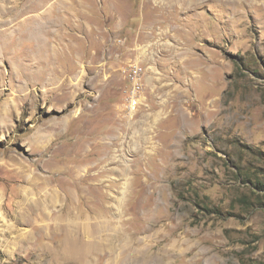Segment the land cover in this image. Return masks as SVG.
<instances>
[{
    "label": "rangeland",
    "instance_id": "rangeland-1",
    "mask_svg": "<svg viewBox=\"0 0 264 264\" xmlns=\"http://www.w3.org/2000/svg\"><path fill=\"white\" fill-rule=\"evenodd\" d=\"M263 180L264 0H0V264H264Z\"/></svg>",
    "mask_w": 264,
    "mask_h": 264
},
{
    "label": "built area",
    "instance_id": "built-area-1",
    "mask_svg": "<svg viewBox=\"0 0 264 264\" xmlns=\"http://www.w3.org/2000/svg\"><path fill=\"white\" fill-rule=\"evenodd\" d=\"M124 73L127 86L124 90V105L129 112H137L144 101V86L147 78V69L140 61L130 62Z\"/></svg>",
    "mask_w": 264,
    "mask_h": 264
},
{
    "label": "bare ground",
    "instance_id": "bare-ground-1",
    "mask_svg": "<svg viewBox=\"0 0 264 264\" xmlns=\"http://www.w3.org/2000/svg\"><path fill=\"white\" fill-rule=\"evenodd\" d=\"M113 244L112 240H109V244L108 247ZM111 252H115V248L113 246L110 247ZM90 261V258L88 255H86L83 259V263L84 264H88ZM126 264H134V252H133V248L132 245L129 246L128 248V255L126 256Z\"/></svg>",
    "mask_w": 264,
    "mask_h": 264
},
{
    "label": "trees",
    "instance_id": "trees-1",
    "mask_svg": "<svg viewBox=\"0 0 264 264\" xmlns=\"http://www.w3.org/2000/svg\"><path fill=\"white\" fill-rule=\"evenodd\" d=\"M260 186H262V188H260L261 190H264V180L263 181H258Z\"/></svg>",
    "mask_w": 264,
    "mask_h": 264
}]
</instances>
